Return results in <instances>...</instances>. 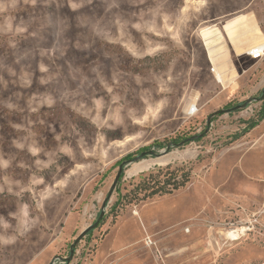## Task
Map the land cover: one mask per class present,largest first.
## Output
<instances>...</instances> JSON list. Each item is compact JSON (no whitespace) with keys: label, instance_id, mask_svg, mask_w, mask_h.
Masks as SVG:
<instances>
[{"label":"rangeland","instance_id":"obj_1","mask_svg":"<svg viewBox=\"0 0 264 264\" xmlns=\"http://www.w3.org/2000/svg\"><path fill=\"white\" fill-rule=\"evenodd\" d=\"M235 19L264 28V0H0V264H264V119L232 140L263 66L212 71L201 35ZM246 101L128 163L120 189L167 164L191 167L185 187L102 209L123 156Z\"/></svg>","mask_w":264,"mask_h":264},{"label":"trees","instance_id":"obj_2","mask_svg":"<svg viewBox=\"0 0 264 264\" xmlns=\"http://www.w3.org/2000/svg\"><path fill=\"white\" fill-rule=\"evenodd\" d=\"M264 89L261 90L260 97H252V100H260L261 104L259 109L255 114L246 120H243L245 126L241 131L233 134L232 140L239 138L244 135L246 132L250 131L252 128L257 126L260 121L264 119ZM241 104H227L223 110H218L210 116V120L206 128L199 134L190 135V136H176L173 138H164L162 140H155L149 145L140 147L134 152L127 153L118 161V166L122 165L121 175L117 181L115 191L117 192V199L113 204V208L118 209L123 208L130 204H139L141 202L151 200L155 197H160L164 195H169L175 191L185 187L191 180V167L186 165L183 166H171L167 164L165 166L157 165L154 168L148 170L147 172H142L139 174L138 179L133 181L134 178L130 181V188L124 187V192H121L122 178L124 176V169L126 165L132 161H135V158L141 159L149 155H155L156 150L162 147H166L169 150L172 146L187 144L192 140H200L203 136L206 135L210 122L216 117V115L223 113L225 110L235 111L240 108H235ZM103 217L100 219L99 223H102ZM98 223V224H99ZM97 224V225H98ZM93 230L90 229L86 234L90 233Z\"/></svg>","mask_w":264,"mask_h":264},{"label":"crops","instance_id":"obj_3","mask_svg":"<svg viewBox=\"0 0 264 264\" xmlns=\"http://www.w3.org/2000/svg\"><path fill=\"white\" fill-rule=\"evenodd\" d=\"M244 23L245 21L240 19L224 23L220 27V33L219 30L212 27H205L202 29L201 35L207 49L208 59L214 70L230 71L234 66V56L241 54L248 55L247 52L252 47L264 44V28L261 27L260 23L255 22V27L252 29L254 32L250 36L247 35V28ZM240 25H242L244 36L234 33L235 28ZM224 46H226L227 51L223 49ZM226 55H228L227 58ZM257 60L263 66L262 76L264 78V57ZM217 75L221 77L220 72H217ZM230 87L234 89L232 84ZM262 89H264V87Z\"/></svg>","mask_w":264,"mask_h":264},{"label":"water","instance_id":"obj_4","mask_svg":"<svg viewBox=\"0 0 264 264\" xmlns=\"http://www.w3.org/2000/svg\"><path fill=\"white\" fill-rule=\"evenodd\" d=\"M263 92H264V90H263ZM246 104H247V101L244 102V103L241 104V105L236 106L235 108H242V107H245ZM216 112H217V111H216ZM224 112H229V110H225ZM211 115H212V114H211ZM211 115H210V116H211ZM210 116L208 117V121L210 120ZM167 151H168V150H165V151L161 152L160 155H164ZM137 160H138V158H135V161H137ZM122 165H123V164H120V165L118 166V171H117V173H116V175H115V178H114V180H113V182H112V184H111V186H110L109 192H108L107 196L105 197L104 201L102 202V209L106 206L107 201L109 200V198L111 197L113 191L115 190V187H116L117 181H118V179H119V177H120V175H121ZM103 215H104V212H103V210H102V211L100 212V214H99L97 220H96L93 224L89 225V226L86 227L84 230H82V232L76 237L74 243H76V242H78L80 239H82V237L85 236L86 233H87L90 229L95 228V227L97 226V224L99 223L100 219L103 217Z\"/></svg>","mask_w":264,"mask_h":264},{"label":"built area","instance_id":"obj_5","mask_svg":"<svg viewBox=\"0 0 264 264\" xmlns=\"http://www.w3.org/2000/svg\"><path fill=\"white\" fill-rule=\"evenodd\" d=\"M248 55L253 59H261L264 57V44L257 45L255 47H252L248 52ZM211 70L213 71L214 68L211 67ZM196 111V108H191V112ZM147 244H151L152 241L148 239L146 241Z\"/></svg>","mask_w":264,"mask_h":264},{"label":"bare ground","instance_id":"obj_6","mask_svg":"<svg viewBox=\"0 0 264 264\" xmlns=\"http://www.w3.org/2000/svg\"><path fill=\"white\" fill-rule=\"evenodd\" d=\"M234 233H235V231H231V232H230V235H233Z\"/></svg>","mask_w":264,"mask_h":264}]
</instances>
